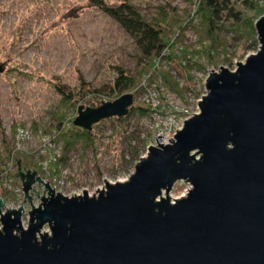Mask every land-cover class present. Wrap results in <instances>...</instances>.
Listing matches in <instances>:
<instances>
[{"label":"rangeland","instance_id":"obj_1","mask_svg":"<svg viewBox=\"0 0 264 264\" xmlns=\"http://www.w3.org/2000/svg\"><path fill=\"white\" fill-rule=\"evenodd\" d=\"M101 1L127 3L147 20L163 18L159 26L172 43L171 57L158 64L143 58L133 40L91 0H0L1 200L5 189L9 194L22 190L14 176L18 164L7 163L10 181L2 173L13 145L28 154L23 162L28 170L20 165L23 171H38L43 158L46 170L36 176L63 197L83 196V190L97 197L95 190H105L104 180L127 181L138 162L128 166L134 153L146 157L156 139L163 143L198 114L211 70L233 72L236 63L259 49L255 24L264 17V0H230L232 15L216 20L211 33L207 14L197 10L198 0ZM119 71L134 82L127 91L114 88ZM126 94L133 95L134 103L125 120L102 121L88 137L73 126L78 108H98ZM66 143L71 147L65 154ZM59 157L64 159L61 169L50 173ZM33 188L38 198L31 192V204L38 207L48 193L37 182ZM191 189L186 182L176 183L167 194L169 202ZM22 196H7L2 212L32 208Z\"/></svg>","mask_w":264,"mask_h":264},{"label":"water","instance_id":"obj_2","mask_svg":"<svg viewBox=\"0 0 264 264\" xmlns=\"http://www.w3.org/2000/svg\"><path fill=\"white\" fill-rule=\"evenodd\" d=\"M255 31L257 53L233 72L211 70L198 114L167 144L156 139L127 181L66 198L18 163L30 205L36 182L48 196L32 206L26 230L22 208L2 214L0 199V264H264V17ZM133 103L126 94L78 108L73 126L90 133L127 117ZM182 181L192 189L170 203Z\"/></svg>","mask_w":264,"mask_h":264},{"label":"trees","instance_id":"obj_3","mask_svg":"<svg viewBox=\"0 0 264 264\" xmlns=\"http://www.w3.org/2000/svg\"><path fill=\"white\" fill-rule=\"evenodd\" d=\"M93 6L102 12L106 17L111 19L114 23L118 25L135 43L137 49L140 52V55L145 59H150L153 63H159L167 58H170L172 55V43L170 41H166V33L159 26L161 22L165 20L163 18H158L156 20H147L137 9L127 3H122L118 6H108L104 4L101 0H91ZM197 10L200 12H204L207 14V28L208 32L211 33L214 28L215 21H222L231 16L232 8L230 6V0H198ZM197 11V12H198ZM233 17H235L233 15ZM252 30V24L248 26ZM114 88L118 92L127 91L133 87L134 82L131 77L126 76L122 71H119L116 80L114 81ZM131 110V109H130ZM130 113V111H129ZM126 118V117H125ZM123 118V120H125ZM117 120V119H116ZM60 129V124L58 125V131ZM80 130V129H79ZM60 132V131H59ZM81 136L88 137V133L85 131L80 132ZM16 138V136H15ZM16 144V140H15ZM15 145H13L12 150L9 153V157L7 162L3 164V175L5 178L10 181V176H8L7 172L8 167L7 163L14 164L15 166L20 163L21 167L24 170L25 166L23 165L24 160L27 158L28 154L21 151H15ZM71 145L69 143L65 144L64 152L65 154L69 151ZM140 155L139 152L133 154L132 159L128 162V166H131L135 161H139ZM63 158H57L50 168L49 172L57 173L61 167L60 163L63 162ZM41 166L43 163V158L40 160ZM39 167L38 171H34L36 174H42L43 166ZM14 193V192H13ZM9 194L8 190L4 191V198L2 200H6L7 196H11L9 198L16 199L15 194ZM8 198V199H9Z\"/></svg>","mask_w":264,"mask_h":264},{"label":"built area","instance_id":"obj_4","mask_svg":"<svg viewBox=\"0 0 264 264\" xmlns=\"http://www.w3.org/2000/svg\"><path fill=\"white\" fill-rule=\"evenodd\" d=\"M21 134H22V137H23L24 136V132L21 131ZM173 137H174V135H172V137H170L168 140L173 139ZM168 140L164 141L163 144H167L169 142ZM15 151L26 152V151L21 150L19 147L18 148H15ZM42 165H43V169L46 170V167L47 166H45L43 163H42ZM45 177H46V175H45ZM51 191H53V190H51ZM19 192H20V195L22 196L23 195V192L20 189V187H19V190L17 189V191L15 192L16 197L19 195ZM54 194H55V192H54ZM22 197H24V195ZM13 210H16V209H12V208L10 209V211H13ZM30 211H31V208L29 210H24V208L22 207V212H21V225H22V228L24 230H26L27 227H28V223H29V212ZM5 212H7V211L5 210L4 212H2V214H5ZM1 229H2V227L0 225V231H1ZM41 233L43 234V233H46V232H44V229H43L41 231Z\"/></svg>","mask_w":264,"mask_h":264},{"label":"bare ground","instance_id":"obj_5","mask_svg":"<svg viewBox=\"0 0 264 264\" xmlns=\"http://www.w3.org/2000/svg\"><path fill=\"white\" fill-rule=\"evenodd\" d=\"M79 196H81V195L80 194H75V195L73 194L72 195V197H79ZM66 198H68V197H66Z\"/></svg>","mask_w":264,"mask_h":264}]
</instances>
